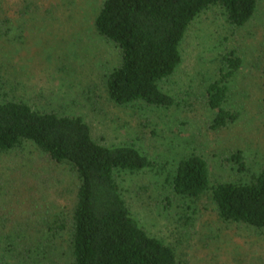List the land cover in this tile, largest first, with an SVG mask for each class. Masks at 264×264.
Here are the masks:
<instances>
[{
    "label": "rangeland",
    "instance_id": "rangeland-1",
    "mask_svg": "<svg viewBox=\"0 0 264 264\" xmlns=\"http://www.w3.org/2000/svg\"><path fill=\"white\" fill-rule=\"evenodd\" d=\"M0 0V102L79 115L93 139L134 146L154 166L120 173L117 182L132 217L171 246L178 264H264V231L219 221L211 194L177 197L170 181L192 154L208 166L211 185L245 183L264 166V0L242 28L219 8L199 15L180 45L181 64L160 84L175 106L117 107L105 81L119 51L99 38L93 21L104 0ZM227 53L241 65L228 84L225 108L238 119L213 129L206 91ZM241 152L249 173L226 161ZM78 182L68 166L51 163L31 143L0 153V264H73L72 215Z\"/></svg>",
    "mask_w": 264,
    "mask_h": 264
},
{
    "label": "trees",
    "instance_id": "trees-1",
    "mask_svg": "<svg viewBox=\"0 0 264 264\" xmlns=\"http://www.w3.org/2000/svg\"><path fill=\"white\" fill-rule=\"evenodd\" d=\"M258 1L104 0L93 27L120 54V63L106 76L108 101L117 107L175 106L160 84L181 64L180 45L189 26L203 12L217 7L229 27L242 28L254 17ZM23 3L25 16L31 12V0ZM240 65L234 53H227L207 88L213 129L238 119L225 105L228 84ZM24 143H31L51 163L68 166L77 179L70 237L73 264H178L174 249L149 235L122 197L117 182L120 173L154 166L138 149L100 144L79 115L39 111L22 101L0 102V153L15 151ZM226 161L238 174L249 173L241 152ZM170 188L175 196L188 200L210 192L219 221L264 231V166L245 183L211 185L206 161L192 154L178 163Z\"/></svg>",
    "mask_w": 264,
    "mask_h": 264
}]
</instances>
